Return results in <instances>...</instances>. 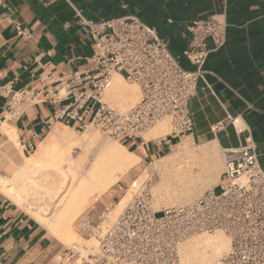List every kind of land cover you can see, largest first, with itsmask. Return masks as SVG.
<instances>
[{
	"label": "crops",
	"instance_id": "crops-1",
	"mask_svg": "<svg viewBox=\"0 0 264 264\" xmlns=\"http://www.w3.org/2000/svg\"><path fill=\"white\" fill-rule=\"evenodd\" d=\"M127 14L156 28L186 68H192L183 56L190 38L187 24L209 16L227 24V40L209 55L206 80H199L191 99L194 126L185 136L199 144L217 141L222 148L251 138L264 167V0H0V86L9 90L8 96L0 95V264L77 261L76 251L3 188L25 164L24 156L34 155L56 128L73 126L50 124L48 117L70 103L64 91L57 92L59 80L93 64L92 37L81 17L102 20ZM28 89L44 101L20 102L17 112L9 113L12 96ZM231 118H238L236 125ZM28 142L36 145L34 153ZM178 143L169 131L123 145L140 157L139 163L147 164ZM126 177L87 215L97 220L101 212L111 210L137 179Z\"/></svg>",
	"mask_w": 264,
	"mask_h": 264
},
{
	"label": "built area",
	"instance_id": "built-area-1",
	"mask_svg": "<svg viewBox=\"0 0 264 264\" xmlns=\"http://www.w3.org/2000/svg\"><path fill=\"white\" fill-rule=\"evenodd\" d=\"M81 19L92 37L93 64L59 80L57 92L64 91L63 98L70 103L58 107L48 122L60 121L78 131L94 126L128 145L144 140L160 120L170 118V133L181 142L193 130L191 99L199 80H206L209 55L227 40V24L214 16L187 24L190 38L183 56L192 68H186L169 41L137 15ZM114 73L140 86V99L128 109L104 99ZM0 95L8 96L9 90L0 86ZM43 101L39 93L28 89L15 93L7 110L16 113L20 102ZM236 122L238 118L232 119ZM27 148L34 152L36 145L28 142ZM222 153L218 183L190 203L156 205L150 173L127 187L132 198L113 221H108L109 209L97 220L79 217L77 226L83 235L98 240L87 248L82 264H182L181 244L186 239L217 230L228 235L230 247L218 261L208 264H264V167L251 138L222 148Z\"/></svg>",
	"mask_w": 264,
	"mask_h": 264
},
{
	"label": "bare ground",
	"instance_id": "bare-ground-1",
	"mask_svg": "<svg viewBox=\"0 0 264 264\" xmlns=\"http://www.w3.org/2000/svg\"><path fill=\"white\" fill-rule=\"evenodd\" d=\"M116 74L121 77H115L116 75L112 77L105 94L107 98L125 110L132 106L133 101L135 102L140 88L126 82L121 74ZM166 126L165 118L160 120L150 132H147L149 133L148 138L161 135ZM72 131L69 127L56 128L50 137L39 145L34 155L24 156L25 164L6 181L3 190L19 204L25 205L37 218L46 222L53 232L61 235L66 241L68 240L76 251L82 252L83 248L87 250L88 247L97 245L98 240L92 237L87 245L77 246L78 234L73 228V220L82 214L93 198L104 196L120 180H123L126 173L140 161V157L119 142H103L102 145L100 144L99 152L90 162L91 165L84 172L89 157L87 155H90L93 147L97 145L99 134L85 132L82 138H79ZM13 139L17 145H20L16 138ZM83 142L86 143V156L81 158V155H78L77 157L75 149ZM191 142L193 143V140L188 137L185 142L187 147H179L176 153L170 152L155 161L160 162L158 169L161 170V183L154 189V197H157L155 198L156 205H160L159 203L166 205L190 203L199 193L198 191L206 187L209 182L211 183L214 176H217L219 170L216 158L218 142L202 144L196 155L195 152L188 150ZM181 144L178 143L177 146ZM197 156L208 159V163L199 164V171H196L197 166H194V163L181 164L186 158ZM50 165L54 167V169L50 167L53 173L48 172L49 169H47V173H38V180L32 181L31 173L39 169L45 170L43 168ZM27 179H31L30 186L26 185ZM23 183L24 185L20 186ZM129 194L130 191L121 198L120 203L115 204L116 208L111 213L121 212ZM45 198L51 199L45 206H40L38 200ZM52 203H54L53 209H57L56 211L54 209V214L49 212ZM229 246V237L223 232L200 234L181 244L182 263H212V260L227 252Z\"/></svg>",
	"mask_w": 264,
	"mask_h": 264
},
{
	"label": "rangeland",
	"instance_id": "rangeland-1",
	"mask_svg": "<svg viewBox=\"0 0 264 264\" xmlns=\"http://www.w3.org/2000/svg\"><path fill=\"white\" fill-rule=\"evenodd\" d=\"M116 75V76H115ZM113 76H115V77H117V76H119L118 74H116V73H114V75ZM119 77H121V76H119ZM123 78V77H122ZM124 79V78H123ZM125 80V79H124ZM126 82H128L129 84H133V85H137L139 88H140V86L137 84V83H135V82H133V81H131V80H127L126 79ZM140 97H141V89H140V92H139V94L137 95V97H136V100H135V102L133 101V103L131 104V105H134L139 99H140ZM104 99L105 100H107V101H109V102H111V103H113L114 105H116V102H114V101H112L111 99H109V98H107V96H106V94H105V96H104ZM117 106V105H116ZM117 107H119V106H117ZM131 107V106H130ZM120 108V107H119ZM125 109H127V108H125ZM165 120L167 121V126L164 128V130H167V131H164L163 130V132H162V134L161 135H163V134H165V133H167V132H169V131H171V123H170V118H165ZM72 126V125H71ZM156 126V125H155ZM73 130V131H72ZM152 130V129H151ZM150 130V131H151ZM71 131L74 133V135L75 136H77V137H79V138H82V135L85 133V132H88V133H93V134H99V141H98V143H97V145H95L94 147H93V150H92V152H90V153H88V154H90V155H87V156H89L88 157V161H87V163H86V165H85V167H84V172H86L85 171V169L87 170L88 168H89V166L91 165V163L90 162H92V160L94 159V157L97 155V153L99 152V150H100V146L103 144V142H119V143H121L120 141H117V140H115L114 138H112V137H110V136H106V135H104L100 130H98L97 128H95L94 126H90V127H88L86 130H84V131H78L76 128H74L73 126H72V128H71ZM149 131V132H150ZM149 133H146L145 134V138L146 139H149L148 138V135ZM157 137V136H156ZM152 138V137H151ZM187 138L188 137H185V138H183V140L180 142V143H182L180 146H173L172 147V149L171 150H169L168 152H167V154L168 153H170V152H172V153H176L177 152V150L179 149V147L180 148H185V147H187L186 146V141H187ZM102 143V144H101ZM86 143H82L81 145H79V147L78 148H76L75 149V154H77V157H79L78 155H81L80 157L81 158H84V156H86V145H85ZM101 144V145H100ZM121 144H123V143H121ZM194 144V145H193ZM203 144V143H202ZM202 144H199L198 142H191L190 143V146H189V148H188V150H190L191 152H195V155L196 154H198L199 153V146H202ZM19 148H21V145H19ZM128 149H130L129 147H128ZM198 149V150H197ZM217 150H216V158H217V161H218V168H219V170H218V174H217V176L215 177H213V179H212V181H211V183L209 182L208 184H207V186L206 187H203L201 190H199L197 193V195H195L194 196V198H193V200L196 198V197H198L203 191H205L206 189H208V188H210V187H212V186H214V185H216L217 183H218V181H219V178H220V175H221V172H222V170H223V153H222V147L219 145L217 148H216ZM32 153H34V152H32ZM32 153H28V155H31ZM83 156V157H82ZM184 158H185V156H183ZM197 157H199V156H197ZM197 157H195V158H193V157H188V158H186V160H187V162H186V160H182V159H184V158H182L181 160L183 161V163L181 162V164L182 165H190V163L192 164V163H194V166H197L195 169H196V171H199L198 169H199V164H206V163H208V159L207 158H205V157H202V156H200L199 158H197ZM191 160V161H188V160ZM196 159V160H195ZM193 160H195V161H193ZM188 163V164H187ZM159 165H160V162L159 163H157V162H154V163H143V162H138L132 169H130L127 173H126V176L127 175H134L138 180H139V182H142V181H144L145 179H147L148 177H150V173H152V180H153V194H154V196H155V192H154V189L161 183V170L160 169H158L159 168ZM53 167V165H50L49 167H45V168H43V169H45V170H40L39 169V171H34L33 173H31V175H32V181H36V180H38V175L39 174H41V173H47V169H49L48 170V172H50V173H53L54 171L52 170V169H54V167L51 169L50 167ZM37 174H36V173ZM39 173V174H38ZM11 173H8V175H10ZM31 179H27V183H26V185H28V186H30L31 185V183H30V180ZM124 179H128V177H125ZM22 185H24V183L23 184H21L20 186H22ZM210 185V186H209ZM127 190V189H126ZM126 192L127 191H125L124 193H123V196H125L126 195ZM5 193V192H4ZM6 194V193H5ZM9 196V195H8ZM10 197V196H9ZM122 197H120V199H121ZM130 198H132V190H131V192H130V194H129V196H128V200L130 199ZM156 199H157V197H155ZM51 198H48V199H40V200H38V202H39V205L40 206H45L46 204H48V202H49V200H50ZM95 199V200H94ZM128 200H127V202H128ZM192 200V201H193ZM94 201V202H93ZM93 201L91 202V204L89 205V206H87L85 209H84V211L82 212V214H79L78 216H76L75 217V220H73V228H74V230H75V232L78 234L77 235V246H80V247H83L84 245H87L88 244V242H89V240L92 238V237H89V236H85V235H83V233L79 230V228H78V226H77V219L79 218V217H82V216H84V215H87V213H88V211L92 208V207H94L95 205H98V203L100 202V197H95V198H93ZM157 201V200H156ZM126 202V203H127ZM92 203H93V205H92ZM187 203H189V202H187ZM53 204L54 203H52L51 205H50V207H49V212L50 213H52V214H54L55 212H54V209H55V211L57 210L56 208H54L53 209ZM160 205H165V206H171V205H177V204H170V205H166V204H161V203H159ZM23 206H25V205H23ZM26 207V206H25ZM116 208V205H114L113 207H111L110 209H111V211L113 210V209H115ZM111 211H110V214H109V219H108V221H113L115 218H116V216L120 213H117V214H114V213H111ZM122 211V210H121ZM51 215V214H50ZM42 221V220H41ZM44 222V221H43ZM45 224H47L46 222H44ZM216 232H223V231H221V230H217V231H214V232H210V234H213V233H216ZM203 233H208V232H200V233H196V234H194V235H192V236H190L188 239H186L183 243H185V242H187V241H189V240H191V238H193V237H196V236H199L200 234H203ZM223 233H225V232H223ZM226 234V233H225ZM59 237H61V239L63 240V241H65L69 246H71L70 245V243L68 242V240L66 241V239H64L61 235H58ZM226 236L228 237V235L226 234ZM229 240H230V238H229ZM182 243V244H183ZM94 245V244H93ZM72 247V246H71ZM230 247V246H229ZM73 248V247H72ZM74 249V248H73ZM228 251V250H227ZM226 252H224L221 256H219V257H217V258H215L214 260H212L213 262H216V261H218L224 254H225ZM81 255H82V257H81ZM87 255V250L86 249H84L83 248V251L82 252H80V253H78V255H77V261H72V264H82V262H83V257H85ZM182 258V257H181ZM79 261V262H78ZM183 261V260H182ZM211 261V262H212ZM70 263V262H69ZM208 263H210V262H207V263H205V264H208ZM183 264V263H182ZM190 264V263H189ZM191 264H193V263H191Z\"/></svg>",
	"mask_w": 264,
	"mask_h": 264
},
{
	"label": "trees",
	"instance_id": "trees-1",
	"mask_svg": "<svg viewBox=\"0 0 264 264\" xmlns=\"http://www.w3.org/2000/svg\"><path fill=\"white\" fill-rule=\"evenodd\" d=\"M75 128V127H74Z\"/></svg>",
	"mask_w": 264,
	"mask_h": 264
}]
</instances>
